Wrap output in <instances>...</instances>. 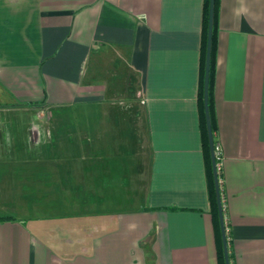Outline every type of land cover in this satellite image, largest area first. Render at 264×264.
I'll use <instances>...</instances> for the list:
<instances>
[{
    "label": "crops",
    "instance_id": "obj_1",
    "mask_svg": "<svg viewBox=\"0 0 264 264\" xmlns=\"http://www.w3.org/2000/svg\"><path fill=\"white\" fill-rule=\"evenodd\" d=\"M202 19L203 0H0V179L24 173L0 181V264H220ZM216 22L230 264H264V0H218Z\"/></svg>",
    "mask_w": 264,
    "mask_h": 264
},
{
    "label": "trees",
    "instance_id": "obj_2",
    "mask_svg": "<svg viewBox=\"0 0 264 264\" xmlns=\"http://www.w3.org/2000/svg\"><path fill=\"white\" fill-rule=\"evenodd\" d=\"M217 4L218 0L214 1V14H213V23H212V37H211V52H210V63H209V75H208V109H209V116H210V123L211 129L213 134V144L216 145V120L213 113V102H212V88H213V72H214V64H215V38H216V31H217ZM208 9H209V0H203V19H202V38H201V48H200V79L197 89V103L199 107V119H200V130L202 136V146L204 149L205 154V161L208 167V191H209V198L212 206L213 217L216 221V224L219 222L218 216V207L216 201V192L215 186L213 181V174L210 170L211 164V156H210V149H209V142H208V135H207V128H206V120H205V113H204V105H203V86H204V69H205V56H206V41H207V26H208ZM220 172H218L219 180H221ZM221 186V181H220ZM9 217H0V219H7ZM227 244L229 247V240L228 234L226 232ZM229 260L231 262L232 254L229 252ZM218 260L220 264H225L224 261V254H223V246H222V238L221 234L218 236Z\"/></svg>",
    "mask_w": 264,
    "mask_h": 264
},
{
    "label": "water",
    "instance_id": "obj_3",
    "mask_svg": "<svg viewBox=\"0 0 264 264\" xmlns=\"http://www.w3.org/2000/svg\"><path fill=\"white\" fill-rule=\"evenodd\" d=\"M214 1L209 0V9H208V26H207V41H206V56H205V69H204V86H203V105H204V113L206 120V128L211 156V164H212V172H213V180L216 192V201L218 207V216L220 223V231L222 237V245H223V254L225 264H230L229 254H228V244L226 238V229H225V221L223 214V205H222V196L220 191L219 178L216 167V158L214 153V144H213V134L210 123L209 109H208V75H209V63H210V52H211V37H212V23H213V14H214Z\"/></svg>",
    "mask_w": 264,
    "mask_h": 264
},
{
    "label": "rangeland",
    "instance_id": "obj_4",
    "mask_svg": "<svg viewBox=\"0 0 264 264\" xmlns=\"http://www.w3.org/2000/svg\"><path fill=\"white\" fill-rule=\"evenodd\" d=\"M36 175V173H34V172H29V173H27L26 174V178H28V180L29 179H31V178H33L35 175ZM24 173H22V172H19V171H17V172H13V173H11L10 175H9V177L8 178H5V180H9L10 182L9 183H11V185H13L14 183V181L15 180H18V181H20V182H22V180L24 179ZM41 175V173H39L38 174V176H40ZM43 175H45V174H43ZM4 180V181H5ZM32 180V179H31ZM46 180V179H45ZM0 181H1V183L2 182H4V181H2V179H0ZM12 181V182H11ZM25 181L26 180H24V183H25ZM30 181V180H29ZM77 181V180H76ZM76 181H74V180H72V184L74 185L75 184V187H78V185H77V182ZM10 190V189H9ZM12 191L13 190H16L15 188H12L11 189ZM118 192V190H116V192L114 193V194H118L117 193ZM61 196H60V194L58 193V191H57V189H55V194H54V198H57V199H59ZM93 197V196H92ZM92 197H91V200H94V198L92 199ZM61 199V198H60ZM62 200V199H61ZM11 206H14V207H16V204H12ZM75 206V205H74ZM107 206V207H106ZM101 207H103V208H101L100 210H96L97 209V206H95L94 204L93 205H91L90 207H85V209L84 210H81V209H79L78 207H74V208H69L67 211H66V213H69V214H71V216H73V217H82L83 216V213L84 212H86L87 214H95V213H97V212H99V211H103V212H106L107 210H109L110 209V207L108 206V205H102ZM17 208H19L18 206H17ZM56 208H59L57 205H56ZM97 212H96V211ZM56 212H57V210H56Z\"/></svg>",
    "mask_w": 264,
    "mask_h": 264
},
{
    "label": "built area",
    "instance_id": "obj_5",
    "mask_svg": "<svg viewBox=\"0 0 264 264\" xmlns=\"http://www.w3.org/2000/svg\"><path fill=\"white\" fill-rule=\"evenodd\" d=\"M219 152H220L219 146H218V144H216V145L214 146V153H215V158H216L217 173L219 172V163H218ZM218 178H219V177H218ZM219 183H220V180H219Z\"/></svg>",
    "mask_w": 264,
    "mask_h": 264
}]
</instances>
